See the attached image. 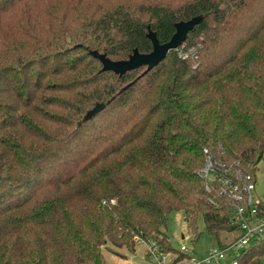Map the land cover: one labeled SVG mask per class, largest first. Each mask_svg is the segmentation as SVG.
<instances>
[{
    "label": "trees",
    "instance_id": "trees-1",
    "mask_svg": "<svg viewBox=\"0 0 264 264\" xmlns=\"http://www.w3.org/2000/svg\"><path fill=\"white\" fill-rule=\"evenodd\" d=\"M194 18L152 69L105 68ZM263 158L264 0H0V264H108L137 237L177 252L180 210L221 243ZM238 260L264 264V240Z\"/></svg>",
    "mask_w": 264,
    "mask_h": 264
},
{
    "label": "built area",
    "instance_id": "built-area-1",
    "mask_svg": "<svg viewBox=\"0 0 264 264\" xmlns=\"http://www.w3.org/2000/svg\"><path fill=\"white\" fill-rule=\"evenodd\" d=\"M206 163L200 174L209 183L216 179V166L208 150ZM239 183L231 185L232 223L239 226V233L229 242L209 249L203 260L199 259L195 252L183 245L180 250L172 254L163 251L153 240H144L137 237V244L145 241L151 258L158 264H239V256L245 250L260 240H264V196L255 198L256 181L250 177L239 174ZM207 190L211 186L207 185Z\"/></svg>",
    "mask_w": 264,
    "mask_h": 264
},
{
    "label": "rangeland",
    "instance_id": "rangeland-1",
    "mask_svg": "<svg viewBox=\"0 0 264 264\" xmlns=\"http://www.w3.org/2000/svg\"><path fill=\"white\" fill-rule=\"evenodd\" d=\"M258 167L256 190L253 192L255 198L264 196V158L260 161ZM199 224L202 236L198 241H195L196 235L187 229L184 212L181 210L174 211L162 231L168 236V242L173 248L180 250L183 245H186L201 260L205 258V254L209 249L221 243L229 242L237 235L235 232H223L221 233V243H219L213 234L206 231L203 219ZM147 245L145 241H142V243L136 244V248L133 251L127 247L117 248L113 244L107 243L103 250L108 264H158L154 258H151ZM166 252L172 254L174 251L168 250Z\"/></svg>",
    "mask_w": 264,
    "mask_h": 264
},
{
    "label": "water",
    "instance_id": "water-1",
    "mask_svg": "<svg viewBox=\"0 0 264 264\" xmlns=\"http://www.w3.org/2000/svg\"><path fill=\"white\" fill-rule=\"evenodd\" d=\"M197 22V18L179 22L176 25V33L166 43H160L156 35L151 34L150 38L153 42V50L150 53L142 54L135 52L126 61H110L104 59L105 68L120 75L141 67H147V70H150L162 62L172 50L177 49L187 39L189 32L195 28Z\"/></svg>",
    "mask_w": 264,
    "mask_h": 264
}]
</instances>
